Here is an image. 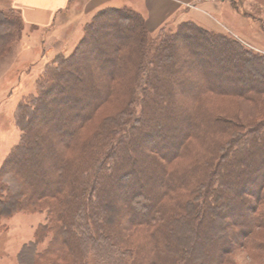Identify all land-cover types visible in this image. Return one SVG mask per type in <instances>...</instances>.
Listing matches in <instances>:
<instances>
[{"label": "trees", "instance_id": "1", "mask_svg": "<svg viewBox=\"0 0 264 264\" xmlns=\"http://www.w3.org/2000/svg\"><path fill=\"white\" fill-rule=\"evenodd\" d=\"M106 17H108L107 20H104ZM114 18L119 20L113 22L111 19ZM181 25L190 27L193 32H196L199 35L197 38L199 42L205 35H208V40L213 41L207 48L208 53L202 51L205 54L202 56L204 60L202 62L211 66L206 67L207 70L200 68V73H195L192 68L187 67L192 75L195 73L200 78L203 76L210 79H214L213 72L216 69L217 77L214 80L205 81V89L208 92L217 96H245L242 88L232 84L227 85L218 77L221 71L237 82L241 78L247 81L250 77L253 81L251 79L249 81L253 84L248 97L264 94V86H261L264 83V62L256 58V54L241 49L238 42L225 35L207 34L194 23ZM22 27L24 24L17 10L11 8L0 10V33L6 32L3 36L0 35L3 41L2 46L10 40L13 41L16 32H20ZM108 28L115 30L116 41L111 42L112 49L109 52H104L100 47L97 50L96 47L90 49L91 54L94 52V56L87 69L94 66L93 58H100L104 64H108V68L111 67L108 69L111 70L110 78L123 76L130 71L131 67H135L136 90L134 91L135 94L139 92L140 98L135 97L134 94L127 107L114 121H110L105 129L93 132L91 137L86 139L82 138L79 130L84 129V126L91 121L97 107L95 102L84 103L82 101L84 97H78L75 92L64 87L61 95L59 93L57 97H51L52 99L63 98V105L58 108L49 105V92L55 87L56 90L62 88L60 76H72L77 81H81L82 85L86 84V78H76L70 70L73 64L79 66L83 63L80 60L84 56L79 54L85 41L82 38L69 57H59L54 63L44 68L36 81V95L21 102L15 112L14 118L21 136L0 167V219L11 217L18 212L40 208L47 213L48 224L36 230L35 241L40 242L50 232L53 235L48 249L43 252H36L34 243L26 246L21 257L24 264L26 260L30 264H84L85 256L92 251L101 257L117 256L122 259L126 255L133 256L131 264H190L191 259L189 260L188 257L192 249L188 246H184L182 250L177 249L174 243L178 239L177 234L181 232L179 224L193 223L195 233L201 231L202 222L211 224L207 216L212 215L220 206L219 192L224 186L222 170L226 168L230 172L234 170L239 173L240 178H245L257 169L253 167V164L241 165V157L264 153L263 126L261 129L252 131V135L261 133L257 137L261 143L260 148L255 144L250 146L249 140L245 146L243 141L247 138L253 140V138L249 136L246 138L242 133H237L224 145L216 149L210 148V155L202 162L200 156H196L190 164H186L184 169L166 172V168H163L157 175L160 183H157L155 194L151 202L146 204L148 212L139 218L133 216L128 220L127 226H124L125 230L140 226L151 227L152 230L147 238L140 241L124 237L120 225L122 218H115V208L107 201L106 195L101 197L100 188L102 184L105 187L103 180L107 181V187L108 182L116 177L114 173L120 171L121 166L117 165L118 152L125 150V143L130 139L136 146L143 140H151L152 144L157 146L156 148L159 147L158 149L153 147L157 153L160 148L169 146L171 147L170 155L163 156L165 160H173L186 155L189 157V152L185 155L189 148L186 140L194 137L197 139L203 132L207 137L209 130L203 126L206 115L202 107H197L194 111L186 107L184 113L180 114L181 107L177 109L178 105L176 106L173 100L174 95H172L175 93L174 86L171 85L173 82L176 88L185 83L184 79L177 77V69L172 75L171 62H175L171 59L172 51L178 52V39H181L182 43H191L193 46L197 44V41L187 34L180 35L178 32L168 34L162 27L158 36L160 41L153 46V52L149 53L150 48L147 49V47L151 43L148 45L150 41L142 16L130 10L113 8L97 11L85 24L84 34L86 35L89 30L94 32L104 30L103 33L107 34ZM89 34L92 40H95L96 37L92 32ZM190 52L191 55L194 54L200 58L201 51ZM214 52H218L217 56L212 55ZM221 54H228L229 57L221 56ZM131 55L134 56V60L136 59L135 63L130 60ZM260 64H263L261 68ZM169 72L174 77L170 76ZM91 74L92 72L88 73L89 76ZM97 74L100 79L101 74L99 72ZM254 74L256 78L252 77ZM90 85L91 90L88 91V95L98 91L95 84L92 85L90 82ZM110 94L108 91L104 95L100 93L98 99L105 102ZM77 98L83 102V112H69L68 116L64 117L67 109L69 111L75 109ZM178 98L181 100L184 95ZM138 101L142 114L137 119L132 118L131 112ZM146 109L149 111L151 109V112H148L150 115L147 121L148 128L142 126L143 120L148 119ZM171 117L176 118V125L181 127L182 135L173 132L170 128L168 120ZM40 118H43L44 122L51 120L54 124L53 143L49 142L50 146H47L46 152L43 151L42 144L48 139L47 130H43L40 126ZM213 122L217 124L215 127L222 131H227V126L230 124L224 119H214ZM25 123H27V130L24 128ZM61 126L70 128L71 132L65 138L62 137L66 133H62ZM138 127H140L141 138H134L131 133ZM172 139L175 142L171 143ZM75 144L79 147L75 157L67 160L62 158V145L71 147ZM205 149L206 147H203V151H198V155H205ZM256 167L258 168V165ZM123 174H119L123 178L121 183L117 181L115 186L113 184L114 188L109 198L111 195H116L121 186L124 188L129 182L139 183V177L133 174L127 177L124 176L127 174ZM244 178L240 180V184L243 183ZM123 180L127 181L122 182ZM149 184L148 188L152 183L149 182ZM240 184L235 189L234 194L237 196L241 194L243 187ZM235 201L237 202L235 196H232L229 210L235 209V212L240 213L238 216L241 219L234 223L242 226L246 221L242 210H247V205L242 202L235 204ZM260 221L261 219L258 218L253 223L258 225Z\"/></svg>", "mask_w": 264, "mask_h": 264}, {"label": "rangeland", "instance_id": "2", "mask_svg": "<svg viewBox=\"0 0 264 264\" xmlns=\"http://www.w3.org/2000/svg\"><path fill=\"white\" fill-rule=\"evenodd\" d=\"M132 1L135 3L133 6L112 5L102 9H126L139 14L136 11V5L139 6L138 1ZM222 1L230 2L228 0ZM238 1L239 6L231 2L230 4L232 6L229 5L231 9L229 8L230 10H228L229 13L227 14L231 24L233 21V9H235L236 13L240 14L244 20L249 22L250 20L248 19H250V16L253 17L251 19H264V4H262L264 3V0ZM8 6L6 0H0V10L9 9ZM99 10L101 9H98L97 11ZM97 11L94 14H96ZM93 15L82 24L78 23L76 25L71 21H65L66 26L62 25V27L54 29L56 35L54 33V36L52 35V37H49L45 30L26 28L24 26L21 28L20 32H16L13 41L10 40L2 46L1 44L3 41L1 39L4 32L0 33V35H2L0 36V47L2 46V51L0 52V167L9 155L10 150L20 140L21 131L14 118L18 105L25 101L26 98H31L36 95V81L42 74L44 68L47 65L54 63L59 57H69L74 52L82 38H84L85 41L82 44L83 47L79 54L81 53L85 58L83 57V59L80 60V62H83L82 64H79V66L73 64L70 70L74 73L76 78H86V84L82 85L80 83L81 81H77V79L72 76H60L59 81L62 84V88L56 90L55 87L49 92L50 94L48 97L50 100H47L49 105L56 108L63 105V98L52 99L51 97L53 96V98H55L59 93L61 95L64 87L75 92L78 97H84V100H82L84 103H88L89 101L92 103L95 102L97 107L95 112H93L91 121L88 125L86 124L87 126H84V129L81 128V130H79L82 138L86 139V137H91L93 132L105 129V126H108L110 121H114L115 118L127 107L130 99L135 94V67H131L130 71L123 76L120 75L117 78H110L109 75L111 70L108 69H111V67L109 66L108 68V64H104L102 59L93 58L92 63L94 66L87 69L90 67L91 59L94 56V52L91 54L90 49L96 47L97 50V48L100 47L104 52H109L112 49L111 42L114 43L116 41L114 28H108L107 34L103 33L104 30H100L99 32L98 30H96L97 32L89 30L86 35L84 34V26L92 19ZM107 18L108 17L104 20H107ZM111 20L116 22V20L119 19L114 18ZM183 23L189 22H170L164 26V29L167 30L168 34L175 32H178L180 35L187 34L192 36L194 41H197V44L193 46L191 43H182L181 39H178V52L175 53V50L172 51L173 56L171 59L175 61L171 62L173 64L172 75L175 74L174 71L177 69V77L180 76V78L185 81L183 85H178L177 88L174 84L175 82L171 84L174 86L175 92L172 94L174 95L173 100L176 102V106L178 105L177 109L181 107V110L179 111L180 114L184 113V110H186L184 108L186 107L191 111H194V109L196 110L197 107H202L206 115L203 121V126L208 128L207 130H209V132L207 133V137L203 132L202 136L200 135L201 137H198L197 139L194 137L186 140V144L189 148L185 155L189 152V157L186 155L187 157L184 156L178 159L165 160L163 155H170L171 147L160 148L159 153H157L153 149V147L156 148L157 146H154L151 140H143L141 144L135 146L129 139L125 143V150L122 149L118 152L117 165L121 166L120 171L114 173L116 174V177L108 182L107 187V181L103 180L105 187L103 184L101 185L100 195L102 198L106 195V199H108L107 201H109V203L115 208V218H122L120 224L122 227V235L129 239H137L140 241V239L147 238L149 232L152 230L151 227L141 226L125 230L124 226H127L128 220L133 216L139 218L148 212L146 204L151 202V199L155 194L157 183H160L158 182L157 175L163 168H166V172H173L176 169H184L186 164H190L196 156H200L199 158H201L202 162L208 157V155H210V148L216 149L220 145H224L237 133H242L244 137L249 136L253 138V140H251L246 137L247 139L243 141L245 146L250 141V146L255 144L258 148L261 147V143L257 140V137H259L261 133L252 135V131L259 128L261 129L264 126V94L248 97L250 93L249 90H252L251 88L253 84L249 81L251 79L249 76V80L246 81L244 78H241L237 82L236 80L233 81L221 71H219L218 77H220L221 80H224L227 85L232 84L235 87L242 88L245 96H217L208 92V90L205 89V81L214 80L215 77H217L215 76L216 69H214L213 72L214 79L203 76L200 78V76L195 73H200V68L201 70H207L206 67L209 68L211 66V64L208 65L202 62L204 61L202 56L205 55L202 51L206 52L209 44H212L213 41L208 40V35H205L202 36L203 39H200L199 42L197 40L199 35L196 32H193L190 27L181 25ZM259 26L260 28L257 27V29L256 26H254L255 28L252 27V30L251 27L246 24V26L244 25L241 27L242 36L235 37L230 33L226 37L235 40L239 43L241 49L256 54V58L264 62V45L262 44L264 41L261 40L262 43L255 42L256 46L250 42V39L252 40L256 33L260 36V39H262L261 37L264 35V22H259ZM160 29L155 32L147 30V37L150 41L148 42V45L151 43V45L147 47V49L150 48L149 53L153 52V46L157 45L160 41L158 38ZM202 29L204 32H207V34H219L215 31H210L204 28ZM254 30L255 34L253 33ZM231 31L232 30H230V32ZM90 32L96 37L95 40H92L89 34ZM190 51H201V53L199 52L200 58H197L194 54L191 55ZM217 54L218 52H214L212 55L217 56ZM222 55L229 57L228 54H221V56ZM130 60L132 63L136 62L133 55H131ZM262 66L263 64L259 65L260 68ZM187 67L192 68L195 73L192 75L188 72ZM90 72H92L91 76L88 75ZM98 72L101 74L102 79L98 78ZM172 75L170 74V76ZM255 76L256 74L252 77L256 78L257 76ZM90 82L92 85L95 84L98 91L88 95V91L91 90ZM261 86L263 87L264 83H262ZM107 91L111 93L107 101L103 102L98 99L100 93L104 95ZM183 95L184 98L179 100L178 97ZM134 96L141 97L139 92H136ZM79 99L77 98L75 109H71L70 111L67 109L64 117L68 116L69 112H83V102L79 101ZM141 112V105H139L138 101L136 107H134L131 112V115L133 116L132 118L138 119L142 114ZM148 112H151V109L150 111L149 109H146L148 119L145 118L142 122V126L145 128H148L147 121L150 118ZM43 118H40L39 123L43 130H47L46 133L48 139L42 144V147L44 148L43 151L46 152L47 146H50L49 142L51 144L53 143L54 124L51 123V120H49V122H44ZM48 119H50V117ZM214 119H224L227 123H230L227 126V131H222L216 128L215 125L217 124L214 122L212 123ZM52 122L55 123L54 120H52ZM175 122L176 118L171 117L170 120H168L172 131L182 135L181 127H178V125H176L177 122ZM61 127L62 133H66L65 136H62L65 138L67 134L71 132L70 128L66 126ZM24 128H26V130L28 129L27 123L24 124ZM139 128L140 127L134 129L131 133L132 137L141 138ZM173 141V139L172 141L170 140L171 143ZM203 147H206L204 150L206 151V154L198 155V151H203ZM61 148V156L65 160L74 158L79 150L77 144L72 145L71 147L68 145H62ZM248 164H253V167L257 170L246 175L245 178H240L239 173L234 170V172H230L227 168L222 170L224 173V186L219 192L220 196L218 203L220 206L218 210L212 213V215L208 214L207 216L211 224L208 225V223L202 222L200 224L201 231L197 233H195V226L193 223L189 222L188 224L186 223V225L179 224L181 232L180 234H177L178 239L174 243L177 249L182 250L184 249V246H188V248L190 247L192 249L188 257L189 260L191 259L190 264H264V153L260 155H250L248 157L242 156L241 165L247 166ZM257 165L258 168L256 167ZM260 165L262 166L259 168ZM47 168L48 166L46 169ZM120 173L127 174H123L127 177H130L132 174L139 177L138 179L141 185H139L138 182V185L136 182H134L135 184L129 182V184L124 187L125 189L121 186L116 195H111L109 198L111 191H113L114 188L113 184L115 186L117 181L121 183V180L123 179L119 176ZM243 178V183L240 184V180ZM124 181L127 180H123L122 182ZM227 181L229 182L226 185ZM149 182L152 183L150 188H148L150 185ZM238 184L243 187H240L241 194L237 196L234 193ZM232 196H235L238 203L242 202L247 205V210H242V215L246 218V221L242 226H238L234 223L241 219L238 216L240 213L235 212V209H233L234 211L229 210ZM237 202L235 201V204H237ZM165 204L167 205L166 201ZM258 218H260L261 221L260 224L256 225L253 222L254 220H258ZM46 224H48L47 213L45 210H40V208L18 212L11 217L0 219V264H24L21 260L23 254L22 251L26 246H30L33 243L36 246V252H43L48 249L49 242L52 240L53 236L51 232L40 242L37 243L35 241L36 230H40ZM132 259L133 256L129 255H126L122 259L117 256L101 257L97 255L95 251H92L88 252L85 256L84 264H131ZM25 263L30 264L28 260H26Z\"/></svg>", "mask_w": 264, "mask_h": 264}, {"label": "crops", "instance_id": "3", "mask_svg": "<svg viewBox=\"0 0 264 264\" xmlns=\"http://www.w3.org/2000/svg\"><path fill=\"white\" fill-rule=\"evenodd\" d=\"M8 8L15 9L20 13L22 22L26 28H36L47 31L49 37L54 36L56 28L65 25V21L74 24L84 23L98 9L107 6H133L132 0H6ZM136 1V0H135ZM136 11L142 16L146 29L155 32L170 22L182 23L192 22L195 25L215 31L227 36L232 34L235 37L242 36V26L249 25L260 28L259 22L264 19H251L250 22L243 19L240 14L233 9L232 24L227 13L234 3L237 6L238 0H137ZM133 2V3H132ZM137 4V3H136ZM264 4V3H262ZM234 5V6H236ZM230 8V9H229ZM233 8V7H232ZM234 15V16H233ZM237 15V16H236ZM75 25V26H76ZM231 25V26H230ZM255 28V27H254ZM255 29V30H256ZM230 30H232L230 32ZM253 30V29H252ZM255 30L253 33L255 34ZM252 33V34H253ZM56 35V33H55ZM238 35V36H236ZM256 33L250 42L256 43L264 41ZM256 42V43H255ZM264 45V42L262 43Z\"/></svg>", "mask_w": 264, "mask_h": 264}]
</instances>
